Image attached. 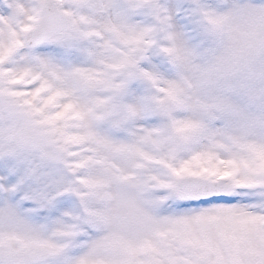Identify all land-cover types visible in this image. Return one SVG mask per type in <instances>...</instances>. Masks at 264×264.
Masks as SVG:
<instances>
[{"label": "snow or ice", "instance_id": "6c2138e0", "mask_svg": "<svg viewBox=\"0 0 264 264\" xmlns=\"http://www.w3.org/2000/svg\"><path fill=\"white\" fill-rule=\"evenodd\" d=\"M0 264H264V0H0Z\"/></svg>", "mask_w": 264, "mask_h": 264}]
</instances>
